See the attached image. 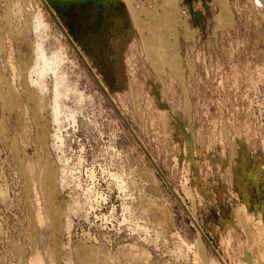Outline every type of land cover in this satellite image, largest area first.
<instances>
[{
  "label": "rangeland",
  "instance_id": "rangeland-1",
  "mask_svg": "<svg viewBox=\"0 0 264 264\" xmlns=\"http://www.w3.org/2000/svg\"><path fill=\"white\" fill-rule=\"evenodd\" d=\"M263 257L264 0H0V264Z\"/></svg>",
  "mask_w": 264,
  "mask_h": 264
},
{
  "label": "bare ground",
  "instance_id": "bare-ground-1",
  "mask_svg": "<svg viewBox=\"0 0 264 264\" xmlns=\"http://www.w3.org/2000/svg\"><path fill=\"white\" fill-rule=\"evenodd\" d=\"M43 59H44V69L41 73V75H43V73H52L55 77L56 82H60V84H63V78L59 75V63H51L45 56V54L43 53ZM44 76V75H43ZM62 82V83H61ZM59 85L55 86V90H54V104H55V113L57 115V121H59L60 119L58 117H60L62 115V112L60 111V107H59V98L63 96V93L60 91V89L58 88ZM67 118L72 119L73 122H75V117L70 115L67 116ZM66 118V119H67ZM263 255V254H262ZM264 258V257H263ZM258 259V258H257ZM256 259V260H257ZM249 260V257H248ZM263 260H261V264H263Z\"/></svg>",
  "mask_w": 264,
  "mask_h": 264
},
{
  "label": "crops",
  "instance_id": "crops-1",
  "mask_svg": "<svg viewBox=\"0 0 264 264\" xmlns=\"http://www.w3.org/2000/svg\"><path fill=\"white\" fill-rule=\"evenodd\" d=\"M219 9H220V8H219ZM220 13H221V11L219 10V13H218V15H217V16H219V15H220ZM219 22H220V24H221V25H224V24H226V23H227V21H222V20H221V21L219 20Z\"/></svg>",
  "mask_w": 264,
  "mask_h": 264
}]
</instances>
